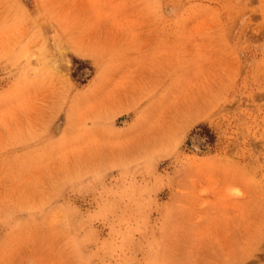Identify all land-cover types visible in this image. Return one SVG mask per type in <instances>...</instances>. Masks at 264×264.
Returning a JSON list of instances; mask_svg holds the SVG:
<instances>
[{
	"label": "rangeland",
	"instance_id": "obj_1",
	"mask_svg": "<svg viewBox=\"0 0 264 264\" xmlns=\"http://www.w3.org/2000/svg\"><path fill=\"white\" fill-rule=\"evenodd\" d=\"M0 264H264V0H0Z\"/></svg>",
	"mask_w": 264,
	"mask_h": 264
}]
</instances>
